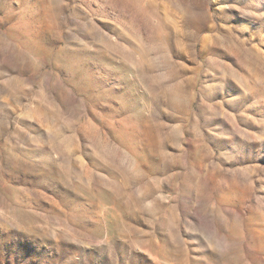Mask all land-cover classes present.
Instances as JSON below:
<instances>
[{
    "label": "rangeland",
    "instance_id": "rangeland-1",
    "mask_svg": "<svg viewBox=\"0 0 264 264\" xmlns=\"http://www.w3.org/2000/svg\"><path fill=\"white\" fill-rule=\"evenodd\" d=\"M0 264H264V0H0Z\"/></svg>",
    "mask_w": 264,
    "mask_h": 264
}]
</instances>
